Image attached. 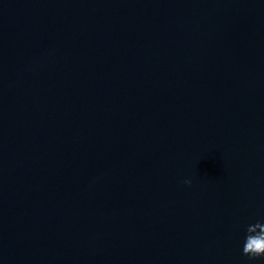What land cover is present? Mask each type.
<instances>
[{
  "label": "water",
  "instance_id": "1",
  "mask_svg": "<svg viewBox=\"0 0 264 264\" xmlns=\"http://www.w3.org/2000/svg\"><path fill=\"white\" fill-rule=\"evenodd\" d=\"M246 226L264 0H0V264H264Z\"/></svg>",
  "mask_w": 264,
  "mask_h": 264
},
{
  "label": "clouds",
  "instance_id": "2",
  "mask_svg": "<svg viewBox=\"0 0 264 264\" xmlns=\"http://www.w3.org/2000/svg\"><path fill=\"white\" fill-rule=\"evenodd\" d=\"M186 183H191V180H186ZM251 241V242H250ZM264 234H251L247 230L242 243V251L252 260L264 259Z\"/></svg>",
  "mask_w": 264,
  "mask_h": 264
}]
</instances>
